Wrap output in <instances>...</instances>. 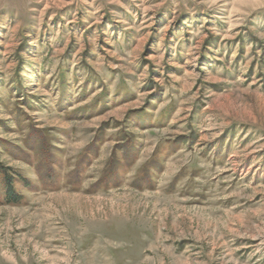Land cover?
<instances>
[{"label":"rangeland","instance_id":"1","mask_svg":"<svg viewBox=\"0 0 264 264\" xmlns=\"http://www.w3.org/2000/svg\"><path fill=\"white\" fill-rule=\"evenodd\" d=\"M0 170V264H264V0H0Z\"/></svg>","mask_w":264,"mask_h":264},{"label":"trees","instance_id":"2","mask_svg":"<svg viewBox=\"0 0 264 264\" xmlns=\"http://www.w3.org/2000/svg\"><path fill=\"white\" fill-rule=\"evenodd\" d=\"M0 171H2L1 173L4 175L3 176L4 183L6 184V187H7L6 189L8 191V194L10 196H12L14 194V191H15L14 190V185H13L14 184L13 183V178L10 175H8L5 170H0Z\"/></svg>","mask_w":264,"mask_h":264}]
</instances>
